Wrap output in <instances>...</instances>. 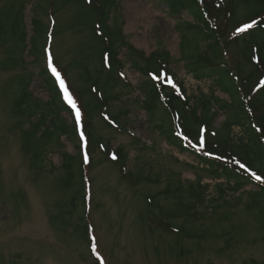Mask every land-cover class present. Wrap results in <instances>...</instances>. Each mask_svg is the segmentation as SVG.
<instances>
[{
    "label": "rangeland",
    "instance_id": "374dc122",
    "mask_svg": "<svg viewBox=\"0 0 264 264\" xmlns=\"http://www.w3.org/2000/svg\"><path fill=\"white\" fill-rule=\"evenodd\" d=\"M21 2L27 4L24 20L28 41L32 35L34 11L46 29L50 28L52 32L51 37L40 36L38 39L40 48L47 44L45 52L49 48L50 55L42 56L39 49V60L28 67L35 75L31 86L34 97L47 102L49 93L38 73L45 67L50 75L53 69L64 70L67 72L63 78L65 87L69 89V84L78 85L82 72L79 70L80 64L83 62L80 49L84 54L85 44L92 32L85 28L83 17L79 24L76 22L78 14L83 16L84 4L82 7L80 3L69 0H0V31L11 25L17 5ZM115 2V8L109 10L110 26L121 28L126 41L138 51L136 55L123 47L119 56L125 63L122 73L135 88L124 98L133 103L129 115L131 122L127 133L107 128L98 116L93 117V124L98 135L112 140V150L121 146L126 148L127 171L136 169L134 166H137V162L141 165L150 163L154 173L158 175L162 172L164 178L159 184L148 181L131 183L121 177L120 168L108 160L101 150L93 151L88 157L93 162V168L87 170L91 182L88 208L86 205L85 208L79 206L73 210V214L65 215L61 207L65 211L71 195L62 192L57 180L63 173L57 169L62 165V154L75 156L77 147L64 136L61 141L56 136L48 141L36 137L28 147L24 144L18 116L11 112L16 95L12 84L23 72L20 69L11 70L7 63L8 67L3 65L13 41L8 40L4 48L0 44V264H264V231L258 221L259 214L246 209L252 202V195L247 193L250 188L241 194H230L238 199L230 208L223 206L216 213L203 209V212L207 211L205 219L195 220L184 216L172 220L174 227L169 232L151 222L153 215L148 216L151 205L146 203V195H160L169 186L175 190L181 178L184 182H200L203 186H210L208 198H211L217 193L216 185L225 184L226 180L213 178L209 170L200 165L197 167L189 155H182L167 146L154 133L147 121V114L136 104V101L142 100L138 89L148 76L142 73L145 62L140 54L149 56L155 51L168 52L172 57L170 68L176 78L184 83L188 96L208 95L216 89H213L212 82H197L185 71L183 53L179 47L183 29H178L176 22L191 21L186 13L182 14L183 19L172 16L167 4L159 0ZM247 13L245 5L237 6L234 23L220 14L218 25L224 23V27L227 22L228 25L232 24L223 28L225 41L233 39V34L238 30L234 24L244 23ZM213 16L216 14L213 13ZM217 24L214 22V25ZM15 42L19 43L18 40ZM226 44L228 47L223 57L233 70L234 77L238 74L235 68L237 64L243 66L245 73L250 66L242 58L241 46H235L232 42ZM198 45L203 53L206 45L203 42ZM17 49L14 46V58L19 55ZM97 49L95 46L91 49L95 57L98 56ZM26 54L25 58L31 63L33 57ZM184 54L195 56L196 51L187 49ZM93 58L88 65L99 66V61ZM117 91H122V87L119 86ZM215 96L229 101V97L218 90ZM119 106L124 107L118 102ZM61 117L67 123H72L70 113L63 112ZM225 119V112L221 111L213 127L220 131ZM23 124L27 125L26 121ZM231 132L234 139L242 136L237 128ZM137 140L143 142L146 148L141 150ZM36 155L41 159L39 167L31 163ZM184 187L186 189L187 185ZM161 205L164 211L176 207L175 201L170 198L162 199ZM151 210L154 214L158 213L154 208ZM84 216L88 217L86 223L92 245L84 233L75 230L84 224ZM200 229L206 230L207 236L188 237Z\"/></svg>",
    "mask_w": 264,
    "mask_h": 264
},
{
    "label": "trees",
    "instance_id": "16d2710c",
    "mask_svg": "<svg viewBox=\"0 0 264 264\" xmlns=\"http://www.w3.org/2000/svg\"><path fill=\"white\" fill-rule=\"evenodd\" d=\"M69 1L78 2L80 6L84 4L83 16L81 13L78 14L76 22L79 24L83 17L85 28L92 32L91 37L87 39L88 43L85 44V53L83 54L80 49L83 62L79 69L82 71L79 74V83L76 86L69 84V89L67 88L69 95L70 93L74 95L73 97L70 95V98L75 109L79 111V119L73 108L65 101L58 82L49 74L47 67L41 69L38 76L47 88L49 100L42 102L36 99L31 91L35 75L28 67L39 60V49L42 50V56L46 54L47 44L43 49L40 48L38 39L40 36L47 38L52 35L50 28L46 29L36 12L34 11L29 41L24 20L27 4L24 2L17 5L11 25L0 31V44L3 48L7 42L13 41L7 51V61L3 65H10L7 67L11 70L20 69L23 72L12 84L16 95L11 108L12 114L18 116L22 141L28 147L36 137L48 141L56 136L57 140L61 141V137L64 136L77 147L78 152L75 156L62 154L63 162L57 169L63 173L57 180L60 182L62 192L71 195L65 211L61 207L65 215L73 214V210L79 206L85 208L86 205L88 208L87 205L91 201L89 190L91 182L87 170L93 168V162L88 157H91L93 151L101 150L108 160L120 168L121 177L131 183L148 181L159 184L164 178L162 172L158 175L154 173L150 163L141 165L137 162V166H134L136 169L127 171L126 148L121 146L112 150V140L98 135L93 124V117L98 116L107 128L127 133V127L131 122L129 115L133 103L125 101L124 98L135 88L122 73L125 63L119 56L123 47L136 55L138 51L126 41L121 28L110 26L109 10L115 8L116 0ZM159 1L167 4L170 15L182 19V14L186 13L191 19L177 24L178 29H183L180 47L183 51L185 71L197 82H212L213 89L227 95L229 101L216 97V90L210 91L208 95L201 93L198 96H188L184 83L176 79L174 71L170 68L172 61L170 54L166 51H155L149 56L140 54L145 62L142 73L148 76L138 89L142 100L136 101V104L145 111L152 130L167 146L182 155H189L197 163V167L200 165L209 170L213 178L225 179L226 183L217 184L216 195L208 198L210 186H203L200 182L196 184L184 182L180 178L175 190L167 187L160 194L162 198H159L160 195L145 196L146 203L151 205L148 216L153 215L151 222L169 232V229L174 227L172 220L184 216L195 220L205 219L207 211L203 212V209H211V213H216L217 209L223 206L230 208L238 202V199L232 196L250 188L247 193L252 195V202L246 209L258 212V221L264 231V0ZM239 5L248 8L245 21L235 23L237 32L233 34L232 40L225 41L223 28L232 24L228 25L227 22L223 27L224 23L217 24V18L222 13L234 23ZM213 13L216 16L212 17ZM214 22L217 25H214ZM199 42L206 45L203 53L199 51ZM231 42L235 46H241L242 58L250 66L244 73L243 66L237 64L236 77L223 57L228 47L226 43ZM14 46L18 47L19 52L15 58ZM94 46L98 47L96 57L91 51ZM184 49L186 52L187 49L195 50L196 55L185 56ZM25 54L33 57L31 63L27 61ZM92 58H96L100 65L90 67L88 64ZM156 69L161 74H155ZM60 72L63 78L67 76L64 70ZM119 86L122 87V91H117ZM118 102L125 108L117 107ZM221 111L225 112L226 119L219 131L213 124ZM63 112L70 113L71 124L62 119ZM24 121L27 123L25 126ZM234 128L239 129L241 137L237 139L232 137L231 131ZM137 142L141 145V150L146 148L143 142L139 140ZM36 157L37 155L33 156L31 163L34 167H39L41 159ZM168 198L175 201L176 207L164 211L161 201ZM153 208L157 214L151 210ZM87 219L86 216L82 217L84 224L77 226L75 230L84 233L86 240L92 245ZM204 235L207 236L206 230L200 229L198 233L189 234L188 237L202 238Z\"/></svg>",
    "mask_w": 264,
    "mask_h": 264
},
{
    "label": "snow or ice",
    "instance_id": "6c2138e0",
    "mask_svg": "<svg viewBox=\"0 0 264 264\" xmlns=\"http://www.w3.org/2000/svg\"><path fill=\"white\" fill-rule=\"evenodd\" d=\"M250 27V26H249ZM53 72H55V69H53ZM59 74L57 73V76H58ZM61 85L63 86V81H61ZM65 91H67L66 89H65ZM70 99V98H69ZM73 107H75V105H74V103H73ZM76 116H77V119H79V111H77L76 112ZM257 179H260L259 177H257Z\"/></svg>",
    "mask_w": 264,
    "mask_h": 264
}]
</instances>
